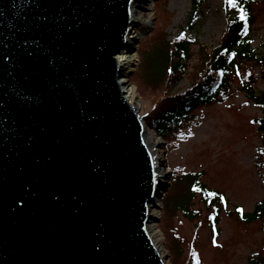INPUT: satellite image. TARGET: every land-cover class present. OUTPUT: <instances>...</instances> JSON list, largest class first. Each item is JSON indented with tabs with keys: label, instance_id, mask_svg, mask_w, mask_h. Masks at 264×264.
Returning <instances> with one entry per match:
<instances>
[{
	"label": "water",
	"instance_id": "1",
	"mask_svg": "<svg viewBox=\"0 0 264 264\" xmlns=\"http://www.w3.org/2000/svg\"><path fill=\"white\" fill-rule=\"evenodd\" d=\"M128 1L0 0V264H160L138 224L161 180L116 84Z\"/></svg>",
	"mask_w": 264,
	"mask_h": 264
},
{
	"label": "rangeland",
	"instance_id": "2",
	"mask_svg": "<svg viewBox=\"0 0 264 264\" xmlns=\"http://www.w3.org/2000/svg\"><path fill=\"white\" fill-rule=\"evenodd\" d=\"M255 1L256 20L249 33V47L259 56L264 50V6L260 0ZM228 4V0H204L195 7L192 0H147L148 9H142L141 14H148L149 22L132 39L135 49L131 51L135 57L127 70V80L135 86L138 110L143 118L146 113L153 109L159 111L164 106L158 100L161 94H166L167 85L149 78L142 56L162 36L172 38L180 30L191 32L199 43L217 44L230 10ZM197 47V43L191 46L188 72L197 62ZM237 68L228 98L220 102H193L189 121L167 132L163 136L166 143L145 121L161 139L158 148L164 172L154 201L145 203L142 215L157 224L168 264H264V212L260 217L244 219L235 211L240 207L243 212H251L255 202L264 197V180L255 164L256 148L264 142L254 121L263 110L240 88L247 72H251L250 80L253 75L257 77L253 83L256 92L264 88L262 64L244 55L238 59ZM188 80V75L183 76L173 89L182 91L188 86ZM261 160L264 161V155ZM183 172L197 174L198 180L207 187L226 196L228 202L220 211L218 234L210 226V209L200 194L190 196L189 182L179 179ZM173 196L179 204L185 200L187 210L163 203ZM154 207L159 211L156 219L149 216ZM191 247L197 252V260L191 254Z\"/></svg>",
	"mask_w": 264,
	"mask_h": 264
},
{
	"label": "trees",
	"instance_id": "3",
	"mask_svg": "<svg viewBox=\"0 0 264 264\" xmlns=\"http://www.w3.org/2000/svg\"><path fill=\"white\" fill-rule=\"evenodd\" d=\"M203 1L192 0L195 7ZM255 2V0H233L228 4L230 10L224 30L217 44L213 46L199 43L191 32L180 30L172 38L162 36L160 42L142 56V62H144L149 78L152 81H164L167 85L166 94H161L158 100L164 106L159 111L153 109L150 113L143 115L146 124L160 136H165L167 132L176 130L181 124L189 121L193 102L209 103L227 99L232 91V78L238 72V59L242 56L250 55L262 64L261 77L264 80V50L259 56H256L252 52V48L249 47V33L256 20ZM259 3L264 6V0H260ZM242 12L245 16L243 20L240 19ZM195 43L198 44L197 62L188 72V61L192 55L191 46ZM185 75H188L189 78L188 86L182 91H175L174 85ZM250 75L251 72H247L246 80L241 81L240 88L248 92L254 103L262 107L263 114L255 118L254 121L257 122V129L264 142V88L256 92L253 83L257 77L253 75V79L250 80ZM163 139L166 143L167 139L164 137ZM263 155L264 144L256 148L255 154V164L261 179L264 180V170H261L264 164V161L261 160ZM184 178L189 182L190 196L198 192L205 206L210 209L209 223L214 234H218L220 211L226 207L228 202L226 196L221 191L207 187L198 180L195 173L185 172L179 177V179ZM210 193L214 195H209ZM190 196L188 195V197ZM182 202L183 204H181ZM163 203L169 206L178 205L187 210V202L182 200L179 204L175 202L174 196L166 199ZM235 211L244 219L260 217L264 212V197L255 202L251 212H243L240 207H236ZM191 254L197 260V252L192 247Z\"/></svg>",
	"mask_w": 264,
	"mask_h": 264
},
{
	"label": "bare ground",
	"instance_id": "4",
	"mask_svg": "<svg viewBox=\"0 0 264 264\" xmlns=\"http://www.w3.org/2000/svg\"><path fill=\"white\" fill-rule=\"evenodd\" d=\"M147 0H129L128 1V24L125 34L124 41L128 45L131 43L132 39L135 37L136 32L139 31L149 22L148 14H141L142 9H148ZM127 45L120 48L119 52L114 55L116 64L120 69V76L116 80L117 88L119 93L128 103V105L133 109L138 115L140 124V140L146 150V153L151 161L153 177L155 180H161L164 169L161 164V153L159 151L158 145L161 139H158L154 132L145 124V119L139 113V98L137 97L135 86L128 82L127 80V70L129 69V64L135 57L134 51L127 50ZM162 137V136H161ZM163 138V137H162ZM161 204L160 202H157ZM145 206H143V215L145 213ZM159 211L156 207L153 208L149 214L156 216ZM142 215L139 221L138 227L140 233L147 239L152 252L157 256L160 264H168L165 259V250L160 243V237L158 234L160 232L157 224L153 220H147L145 216Z\"/></svg>",
	"mask_w": 264,
	"mask_h": 264
},
{
	"label": "snow or ice",
	"instance_id": "5",
	"mask_svg": "<svg viewBox=\"0 0 264 264\" xmlns=\"http://www.w3.org/2000/svg\"><path fill=\"white\" fill-rule=\"evenodd\" d=\"M228 2L232 3V0H228ZM240 19H242V20L245 19V16H244L243 12L241 13ZM245 31H246V29H245ZM209 195H214V194L210 193ZM238 211H240V210L238 209Z\"/></svg>",
	"mask_w": 264,
	"mask_h": 264
}]
</instances>
